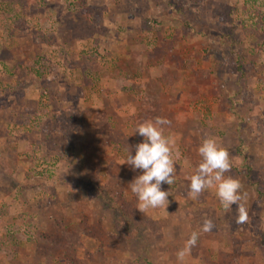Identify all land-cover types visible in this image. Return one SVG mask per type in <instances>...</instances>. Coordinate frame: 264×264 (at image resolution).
Returning <instances> with one entry per match:
<instances>
[{"label": "rangeland", "instance_id": "374dc122", "mask_svg": "<svg viewBox=\"0 0 264 264\" xmlns=\"http://www.w3.org/2000/svg\"><path fill=\"white\" fill-rule=\"evenodd\" d=\"M156 116L176 172L142 213L123 162ZM205 134L244 224L188 195ZM0 264H264V0H0Z\"/></svg>", "mask_w": 264, "mask_h": 264}, {"label": "clouds", "instance_id": "9594fccd", "mask_svg": "<svg viewBox=\"0 0 264 264\" xmlns=\"http://www.w3.org/2000/svg\"><path fill=\"white\" fill-rule=\"evenodd\" d=\"M171 121L163 116L145 120L137 124L135 132L144 139L135 145V155L128 154L123 163H127L133 170L142 169L143 174L134 177L129 183L131 191L136 195L139 203L138 209L143 213L148 208L166 207L169 203L168 191L162 190V184L174 183L176 172L175 158L173 155V142L166 136L165 126ZM198 153L200 162L194 173L188 177V195L199 198L206 189L215 186L216 195L223 208L231 211L236 205L237 224H244L248 220V212L244 204L246 193H241L242 184L239 179L231 175L232 164L229 150L218 142L216 138L205 134ZM215 224L211 218H204L200 232H211ZM200 232L193 231L187 240L185 250L190 251L197 246ZM184 251L179 253L182 260Z\"/></svg>", "mask_w": 264, "mask_h": 264}, {"label": "trees", "instance_id": "16d2710c", "mask_svg": "<svg viewBox=\"0 0 264 264\" xmlns=\"http://www.w3.org/2000/svg\"><path fill=\"white\" fill-rule=\"evenodd\" d=\"M45 241H46V242H45ZM45 241L43 242L44 245H46V244L48 243L49 239H46ZM42 247H43V246H40L39 249H41ZM59 258H63V259H64V257H62V256L59 257ZM65 260L67 261V259H65Z\"/></svg>", "mask_w": 264, "mask_h": 264}]
</instances>
